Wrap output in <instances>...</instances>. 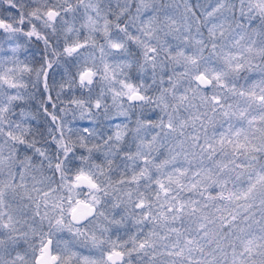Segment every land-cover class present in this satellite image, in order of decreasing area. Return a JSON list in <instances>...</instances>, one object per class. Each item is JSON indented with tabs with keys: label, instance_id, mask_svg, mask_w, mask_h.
<instances>
[{
	"label": "snow or ice",
	"instance_id": "6c2138e0",
	"mask_svg": "<svg viewBox=\"0 0 264 264\" xmlns=\"http://www.w3.org/2000/svg\"><path fill=\"white\" fill-rule=\"evenodd\" d=\"M0 264H264V0H0Z\"/></svg>",
	"mask_w": 264,
	"mask_h": 264
},
{
	"label": "trees",
	"instance_id": "16d2710c",
	"mask_svg": "<svg viewBox=\"0 0 264 264\" xmlns=\"http://www.w3.org/2000/svg\"><path fill=\"white\" fill-rule=\"evenodd\" d=\"M43 118L41 117V120ZM67 120H72V114L69 113L68 116L66 117ZM89 122L87 120H80L79 119V114L77 113L76 115V119L75 121L73 122V126H77V127H83V126H88Z\"/></svg>",
	"mask_w": 264,
	"mask_h": 264
}]
</instances>
